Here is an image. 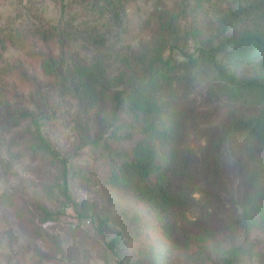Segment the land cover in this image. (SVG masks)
<instances>
[{
    "label": "rangeland",
    "instance_id": "374dc122",
    "mask_svg": "<svg viewBox=\"0 0 264 264\" xmlns=\"http://www.w3.org/2000/svg\"><path fill=\"white\" fill-rule=\"evenodd\" d=\"M261 1L264 7V0H122L114 16L102 0H0V36L7 39L0 62V195L11 202L0 204V264H264V211L248 205L255 192L245 182L259 162L249 159L243 136L227 133L233 121L254 116L256 106L226 99L213 82L186 94L180 153L201 190L194 204L204 213H188L178 236L208 233L202 242L167 241L158 217L131 193L103 186L108 162L90 151L95 140L118 151L137 140H104L109 94L130 88L157 56L180 59L203 47L218 48L222 57L244 32L264 33V17H236ZM94 58L103 76L93 106L58 91L66 71ZM237 76L263 78L264 70L242 67ZM38 133L58 159L17 152ZM261 156L257 150V161ZM256 203L264 210L263 197ZM245 209L248 227H233Z\"/></svg>",
    "mask_w": 264,
    "mask_h": 264
},
{
    "label": "trees",
    "instance_id": "16d2710c",
    "mask_svg": "<svg viewBox=\"0 0 264 264\" xmlns=\"http://www.w3.org/2000/svg\"><path fill=\"white\" fill-rule=\"evenodd\" d=\"M111 6V13L118 16L122 0H102ZM247 4L238 9L236 17H264L261 3ZM7 39L0 36V62ZM218 48H197L192 53H182L180 59L169 55L155 57L144 70V75L130 88L109 94L113 103L110 131L105 141L128 142L137 140L127 151L112 150L99 140L91 142V155L103 157L108 169L102 178L103 186L115 191H127L159 219L163 237L172 243L189 245L203 241L208 235L193 237L178 236V229L188 213L200 217L203 206L194 204L193 194L201 192L193 173L189 170L187 157L180 153L186 136L187 114L184 102L186 94L201 83H212L226 99L254 105L257 113L247 119L233 121L227 129L230 136H243L248 143L249 159L259 162L247 174L245 182L255 194L247 202L262 212L259 197L264 198V77L241 79L237 76L242 67H257L264 70V33L244 32L235 40L233 48L222 57ZM2 70L0 68V74ZM103 76V64L97 58L75 65L59 79L58 91L84 99L93 106L98 97L95 88ZM105 96V94H102ZM17 152H38L58 159L46 140L38 133ZM262 153L257 161L256 151ZM11 152L13 154L17 152ZM17 154L15 155V157ZM20 156V154H19ZM13 158L6 160L9 167ZM78 178L89 179L83 173ZM255 202V203H254ZM254 203V204H253ZM0 204H11L7 194L0 195ZM247 205V206H248ZM197 209L196 212L193 209ZM249 211L233 223L244 226ZM263 215V213H262ZM194 224V223H193ZM232 229V225L230 224ZM119 238H114L109 247L115 251ZM229 264V263H228Z\"/></svg>",
    "mask_w": 264,
    "mask_h": 264
}]
</instances>
